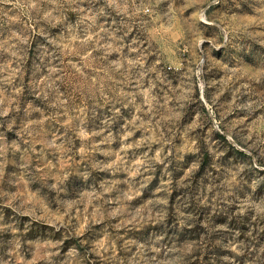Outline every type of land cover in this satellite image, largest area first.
I'll list each match as a JSON object with an SVG mask.
<instances>
[{"label":"rangeland","instance_id":"rangeland-1","mask_svg":"<svg viewBox=\"0 0 264 264\" xmlns=\"http://www.w3.org/2000/svg\"><path fill=\"white\" fill-rule=\"evenodd\" d=\"M0 264H264V0H0Z\"/></svg>","mask_w":264,"mask_h":264}]
</instances>
